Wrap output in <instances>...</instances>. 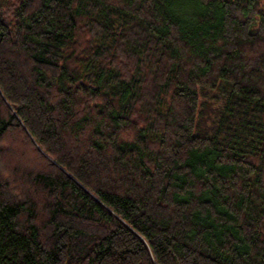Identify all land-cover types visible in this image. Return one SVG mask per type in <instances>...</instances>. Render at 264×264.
<instances>
[{
  "label": "trees",
  "instance_id": "16d2710c",
  "mask_svg": "<svg viewBox=\"0 0 264 264\" xmlns=\"http://www.w3.org/2000/svg\"><path fill=\"white\" fill-rule=\"evenodd\" d=\"M0 264H264V0H0Z\"/></svg>",
  "mask_w": 264,
  "mask_h": 264
}]
</instances>
